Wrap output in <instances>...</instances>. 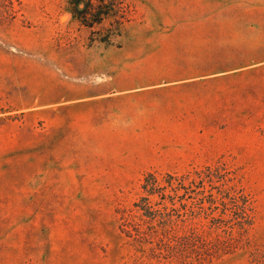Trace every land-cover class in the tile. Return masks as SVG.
Segmentation results:
<instances>
[{
  "label": "rangeland",
  "instance_id": "rangeland-1",
  "mask_svg": "<svg viewBox=\"0 0 264 264\" xmlns=\"http://www.w3.org/2000/svg\"><path fill=\"white\" fill-rule=\"evenodd\" d=\"M0 264H264V0H0Z\"/></svg>",
  "mask_w": 264,
  "mask_h": 264
},
{
  "label": "trees",
  "instance_id": "trees-1",
  "mask_svg": "<svg viewBox=\"0 0 264 264\" xmlns=\"http://www.w3.org/2000/svg\"><path fill=\"white\" fill-rule=\"evenodd\" d=\"M70 4L73 6L72 11L75 17H77L78 19L81 18L82 23L86 27L91 28V29H93L97 25H102L105 18L109 14L103 11V8H104L103 4L102 5L95 4L92 1H89L88 3H86L85 8L83 10H80L81 2L71 1ZM156 183L157 181H155V179L153 178L151 180H147L146 184L144 185V189L147 192L152 194Z\"/></svg>",
  "mask_w": 264,
  "mask_h": 264
}]
</instances>
